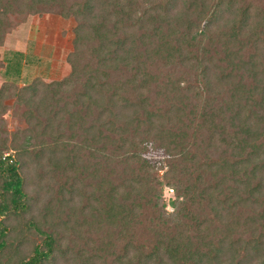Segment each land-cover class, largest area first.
<instances>
[{"label":"trees","instance_id":"1","mask_svg":"<svg viewBox=\"0 0 264 264\" xmlns=\"http://www.w3.org/2000/svg\"><path fill=\"white\" fill-rule=\"evenodd\" d=\"M41 14L70 73L0 58V264H264V0H0V47Z\"/></svg>","mask_w":264,"mask_h":264},{"label":"rangeland","instance_id":"2","mask_svg":"<svg viewBox=\"0 0 264 264\" xmlns=\"http://www.w3.org/2000/svg\"><path fill=\"white\" fill-rule=\"evenodd\" d=\"M14 21V25L5 35L4 43L0 47V58L7 51L20 52L23 56L31 53L42 62H48L50 66L49 75L45 78L42 76L47 74L44 67H31L30 73L33 72L35 78L42 79L41 82L45 84L65 78L70 73V66L66 58L73 50V29L75 22L72 19L65 20L55 14L20 16L15 18ZM2 81L3 79L0 76V87L3 83ZM42 94L43 92L40 93L38 100ZM15 102V99H9L4 102L8 106V112L5 115V122L3 124L5 136H2V138H6L8 141H11L16 136H20L18 133L28 128V120L22 115V108H19ZM67 136L65 135L64 137ZM147 145L145 154L151 157L154 156L155 159L161 157L160 152H153L149 149V145ZM5 154L14 155L11 150H8ZM24 173L30 179H33L36 174L34 165L31 164L29 170H24ZM38 191L39 188L33 183L31 187L27 188V192H29L34 205L35 201H37L35 210L37 212L40 210L39 204L45 199V196H41ZM163 196L165 200H169L173 198L174 194L170 189L165 188Z\"/></svg>","mask_w":264,"mask_h":264}]
</instances>
